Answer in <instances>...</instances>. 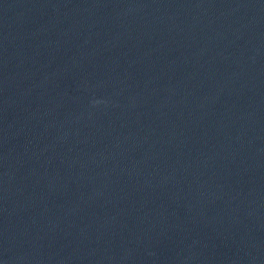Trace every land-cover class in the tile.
I'll use <instances>...</instances> for the list:
<instances>
[{"label":"water","instance_id":"95a60500","mask_svg":"<svg viewBox=\"0 0 264 264\" xmlns=\"http://www.w3.org/2000/svg\"><path fill=\"white\" fill-rule=\"evenodd\" d=\"M0 264H264V0H0Z\"/></svg>","mask_w":264,"mask_h":264}]
</instances>
